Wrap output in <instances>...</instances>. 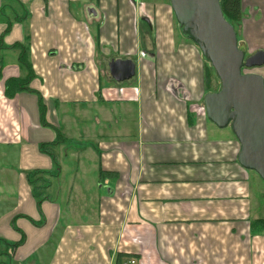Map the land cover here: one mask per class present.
Segmentation results:
<instances>
[{
	"label": "crops",
	"instance_id": "1",
	"mask_svg": "<svg viewBox=\"0 0 264 264\" xmlns=\"http://www.w3.org/2000/svg\"><path fill=\"white\" fill-rule=\"evenodd\" d=\"M241 2L264 52V0ZM207 67L170 0H0V264H264V181L208 119Z\"/></svg>",
	"mask_w": 264,
	"mask_h": 264
},
{
	"label": "water",
	"instance_id": "2",
	"mask_svg": "<svg viewBox=\"0 0 264 264\" xmlns=\"http://www.w3.org/2000/svg\"><path fill=\"white\" fill-rule=\"evenodd\" d=\"M183 34L197 43L220 79V90L204 97L207 117L229 125L241 144L239 162L264 180V78L244 72L264 65V52L246 57L235 27L225 18L221 0H170ZM117 81L135 75L132 60H113Z\"/></svg>",
	"mask_w": 264,
	"mask_h": 264
},
{
	"label": "trees",
	"instance_id": "3",
	"mask_svg": "<svg viewBox=\"0 0 264 264\" xmlns=\"http://www.w3.org/2000/svg\"><path fill=\"white\" fill-rule=\"evenodd\" d=\"M221 8L224 13L225 18L235 27L237 24L242 20V2L241 0H221ZM22 63L26 65L30 69V74L27 78L21 79V78H11L7 80L6 82V95L8 97L14 96L17 92H20L22 90L28 89V84L30 82V79L33 77V74L31 72L30 65L27 62V59L25 58V55L22 54L20 57ZM212 66L207 67V78L210 80V77L212 76ZM215 77H217L216 71L214 70ZM219 79V78H218ZM220 81V79H219ZM41 173L40 172H34L29 175V181L33 185V192L36 198L38 199V203L40 204L43 197H42V185H39L38 183L41 180ZM258 228L264 229V220H258L254 223ZM11 246L15 247L17 244H12Z\"/></svg>",
	"mask_w": 264,
	"mask_h": 264
},
{
	"label": "rangeland",
	"instance_id": "4",
	"mask_svg": "<svg viewBox=\"0 0 264 264\" xmlns=\"http://www.w3.org/2000/svg\"><path fill=\"white\" fill-rule=\"evenodd\" d=\"M253 55V54H252ZM246 56H250V54H247L246 53ZM208 61V60H207ZM208 65L211 66L210 62L208 61ZM256 68V67H255ZM255 68H252L250 69L252 72L254 71ZM212 72L214 74V69L212 68ZM244 72H248V70H244ZM217 81H215V84L213 85V88L215 91H219L220 90V87H221V84H220V81H219V77H215ZM229 127H231V125H229ZM257 174V173H256ZM258 175V174H257ZM259 176V175H258ZM260 177V176H259ZM261 178V177H260ZM262 179V178H261ZM263 180V179H262ZM264 181V180H263ZM264 183V182H263ZM39 185H41V183L39 182L38 183ZM56 186V185H55Z\"/></svg>",
	"mask_w": 264,
	"mask_h": 264
},
{
	"label": "built area",
	"instance_id": "5",
	"mask_svg": "<svg viewBox=\"0 0 264 264\" xmlns=\"http://www.w3.org/2000/svg\"><path fill=\"white\" fill-rule=\"evenodd\" d=\"M135 263H136V260L135 259H131L128 262H125L123 264H135Z\"/></svg>",
	"mask_w": 264,
	"mask_h": 264
},
{
	"label": "flooded vegetation",
	"instance_id": "6",
	"mask_svg": "<svg viewBox=\"0 0 264 264\" xmlns=\"http://www.w3.org/2000/svg\"><path fill=\"white\" fill-rule=\"evenodd\" d=\"M244 70H248V72H252L251 70H249V69H246V68H245Z\"/></svg>",
	"mask_w": 264,
	"mask_h": 264
},
{
	"label": "bare ground",
	"instance_id": "7",
	"mask_svg": "<svg viewBox=\"0 0 264 264\" xmlns=\"http://www.w3.org/2000/svg\"><path fill=\"white\" fill-rule=\"evenodd\" d=\"M254 55V54H253ZM250 56H252V55H250ZM246 57H249V56H246Z\"/></svg>",
	"mask_w": 264,
	"mask_h": 264
}]
</instances>
